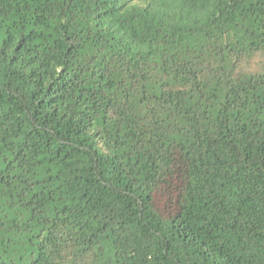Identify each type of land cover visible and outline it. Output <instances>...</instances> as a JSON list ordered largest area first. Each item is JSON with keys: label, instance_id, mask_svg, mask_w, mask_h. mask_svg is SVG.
<instances>
[{"label": "trees", "instance_id": "16d2710c", "mask_svg": "<svg viewBox=\"0 0 264 264\" xmlns=\"http://www.w3.org/2000/svg\"><path fill=\"white\" fill-rule=\"evenodd\" d=\"M0 264H264V0H0Z\"/></svg>", "mask_w": 264, "mask_h": 264}]
</instances>
